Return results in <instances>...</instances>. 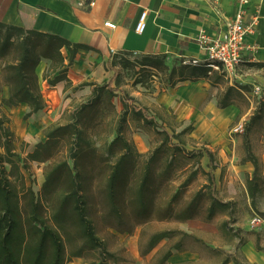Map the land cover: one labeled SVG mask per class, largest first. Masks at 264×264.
Segmentation results:
<instances>
[{
  "label": "crops",
  "instance_id": "1",
  "mask_svg": "<svg viewBox=\"0 0 264 264\" xmlns=\"http://www.w3.org/2000/svg\"><path fill=\"white\" fill-rule=\"evenodd\" d=\"M238 7L239 0H0V22L55 35L73 45L86 47L76 52L68 66L67 81L51 85L47 79L42 80L41 93L45 102L42 111L26 118L30 113L27 104L8 108L16 139L26 144L43 141L46 129L61 123L67 112L91 96L93 87L79 88L81 85L110 82L113 72L107 69L115 60L163 57L170 66L194 59L204 65L206 55L197 42L198 35L206 32L212 38L221 36L235 21ZM143 11L148 12L146 29L138 34L136 27ZM256 15H259L258 25L248 38V45L254 50L247 52L236 79L220 78L215 85L208 80L180 82L172 88H161L162 83L155 82L152 92L143 97L153 115L165 123L173 119L193 124L194 138L217 152L221 171L229 165L230 173L247 178L252 177L254 166L242 161L245 155L240 154L241 141L231 129L238 120L245 123L253 114L257 100L264 99V0H250L245 22L251 23ZM62 52L68 65L70 50L64 48ZM257 84L263 88L260 96L253 94ZM229 87L238 90L248 87L249 90L240 89L247 101L221 108L219 99ZM8 97L9 89L6 88L3 98ZM260 157L264 173V155ZM132 239V260L128 264H153L154 255L149 257V254L157 243L149 252H144L139 237ZM181 251L172 256L169 264H199L192 254L185 255L186 250ZM228 264H264V240L247 241L241 247L240 257Z\"/></svg>",
  "mask_w": 264,
  "mask_h": 264
},
{
  "label": "trees",
  "instance_id": "2",
  "mask_svg": "<svg viewBox=\"0 0 264 264\" xmlns=\"http://www.w3.org/2000/svg\"><path fill=\"white\" fill-rule=\"evenodd\" d=\"M64 48L69 49L71 53L68 65H66L62 52ZM79 49H86V47L73 45L55 35L38 33L0 22V78L2 79L0 92L3 88L9 89V97L3 98L2 104L8 108L27 104L30 107V113L26 115V118L42 111L45 108V102L36 72L38 65L42 59L52 62V70L58 74L53 79H48L51 85L63 80L67 81L68 66L73 62ZM261 66L263 65H257V67ZM119 68L123 72L130 73V78L136 86H149L153 77L159 75L162 76L161 83L165 84V88L175 87L180 82L199 80H208L215 85L219 83L220 78H224V75L211 72L205 65H178L176 63L170 66L163 57L141 60L122 58L117 63L113 61L108 65L107 70L113 72L110 82L102 85L91 83L79 87L92 86L91 96L65 114L69 115L66 124L53 125L46 129L47 141L39 146L43 148L58 143L65 136L71 138L70 157L75 161L78 170L79 160L87 151L99 152L93 142H87L88 129L83 126L84 121L91 120L87 114L100 109L107 114H113L116 124L103 141L104 153L101 155L106 158V165L109 168L107 187L108 197L112 204L116 201L117 181L123 173L126 162L133 157V146L125 139L123 132L128 117L132 115L147 126L159 127V118L151 114L148 107L137 105V100L130 96V92L123 85L124 76ZM243 88L249 90L248 87H240L241 90ZM240 89L229 87L220 97L219 106L226 108L238 103L236 98L243 97ZM120 90L125 97L122 100L123 111L118 114L113 98ZM239 122L238 120L232 128ZM261 123H264V99L258 101L253 114L244 124L243 131L245 156L242 161L250 162L254 166L253 175L246 182L248 198L253 211H260L259 205L264 199L263 162L250 145V135ZM171 130L172 134L167 130L164 131L165 141L154 150L150 161L154 162L166 146L169 148L167 152L171 160L162 175L170 173L172 160H195L198 170L207 176L205 186L207 191H197L180 207L175 205L179 192L175 193L165 209L167 218L179 222L191 220L199 215L203 200L208 202L206 209L208 220L217 213H229V216L233 217L236 203L232 200L224 201L217 194L216 172L220 165L216 153L207 146L188 151L182 139L187 129L180 133H176L174 129ZM174 139L178 141L174 142ZM83 142L87 143L83 145ZM0 148L6 152L0 153V264H67L68 248L62 236V230L65 228L62 222L69 215L68 212H73L77 216L85 236L93 247L106 254V246L97 236L94 224L89 218L86 195L83 193L85 179L80 172L78 171L77 175H71L67 183L61 182L60 175H46L43 191L39 195L31 187L27 188L24 183L19 185L17 180H12V175H5L4 165L11 161L7 158V146L0 145ZM137 156L140 155L137 154ZM205 158L208 160V171H205L201 165ZM38 159L34 157V160ZM145 175L144 181L147 182L151 173H145ZM190 175H197V173L193 172ZM189 181L190 179H187L179 187L188 185ZM169 182H173L172 176L169 177ZM130 202H138L139 211L147 215L149 202H153V199L141 187L132 196ZM260 214L262 216L260 218L264 221V211H260ZM164 234L156 237L157 242L166 237ZM107 260L105 257L102 261L90 264H107ZM229 261V259L225 260L222 264H228ZM114 263L118 262L114 261Z\"/></svg>",
  "mask_w": 264,
  "mask_h": 264
},
{
  "label": "rangeland",
  "instance_id": "3",
  "mask_svg": "<svg viewBox=\"0 0 264 264\" xmlns=\"http://www.w3.org/2000/svg\"><path fill=\"white\" fill-rule=\"evenodd\" d=\"M119 69L122 71L121 68ZM36 72L40 88L43 79L48 80L55 76L52 62L48 59L41 60ZM123 76V85L130 92V96L137 100V105L148 107L143 102V97L152 92L155 82L161 83L162 76L153 77L149 86H136L133 79L130 78V73L123 72ZM1 83L2 79L0 78V85ZM164 85L162 84L161 88ZM5 89L3 88L0 92V145L7 146V158L11 161L4 165L5 175H12V180H17L19 185L24 183L27 188L31 187L39 195L43 191L46 175H60L61 182L67 183L70 176L77 175L79 171L85 179L83 193L86 195L89 218L94 224L97 236L104 242L107 252L104 254L93 247L85 236L77 216L73 212H68L69 215L62 222L65 227L62 230V236L68 248L67 264H90L102 261L105 257L108 259L107 264L114 263V261L128 264L132 260L130 254V247L134 241L132 238H137V236L144 252H149L152 245L157 243L151 251L152 253L149 254V257L154 255L153 264H169L172 256L178 255L180 250H186L187 254L185 255L192 254L198 259L199 264H221L225 260L240 257L241 247L247 241L253 238L264 240V221L252 224L255 217L262 218L260 211H264V199L259 205L260 211H253L246 192L247 176L238 175L236 172L230 173L229 165L222 167V171L217 170L216 189L222 200H232L236 203L233 217H230L229 213H217L208 220L206 210L208 202L203 200V207L195 218L186 222L167 218L165 209L173 195L179 192L175 205L182 206L185 200H189L197 191H207L205 190L207 176L198 170L195 160L182 161L181 159L172 160L170 173L162 175L171 160L167 152L168 146L154 162L150 161L151 156L154 150L165 141L164 131L167 130L172 134L171 129H174L176 133L187 129L182 139L185 141V149L188 151L204 148L206 143L194 138L193 124L178 123L173 119L170 120V123H165L159 119V127L152 128L132 115L129 116L123 132L125 139L133 146V157L126 162L123 173L117 181L116 201L115 204H112L108 197L107 187L109 168L106 165V158L101 155L104 153L103 141L116 124L113 114H107L101 109L87 114L91 119L84 121L83 125L88 129L87 142H93L99 152L87 151L79 160L77 170L75 161L70 157L71 138L65 136L60 142L43 148L39 145L46 143V136L43 141L37 144H26L16 139L12 115L8 112V107L2 104ZM139 93L142 95L138 96ZM124 97L120 90L113 98L118 114L123 111L122 100ZM243 99L246 100L244 96L238 97L236 101L239 104H244ZM258 101L260 100H257V103ZM152 112L150 111L151 114H153ZM68 120L69 115H64L59 124H66ZM236 137L241 141L239 149L243 156L245 155V136L242 133ZM177 141L174 139V142ZM87 142H83V145ZM250 145L255 153L260 156L264 155V123L258 125L251 133ZM0 153L6 152L0 148ZM215 153L217 156V152ZM34 157L39 159L34 160ZM218 162L220 165L219 159ZM201 165L205 171L209 170L206 158ZM193 172H196L197 175H190ZM145 173H151L147 182L144 181ZM170 176L173 177V182H169ZM187 179H190L189 184L179 187ZM141 187L153 199V202H149L147 215L139 211L138 202H130L132 196ZM163 233L166 237L157 242L156 237Z\"/></svg>",
  "mask_w": 264,
  "mask_h": 264
},
{
  "label": "built area",
  "instance_id": "4",
  "mask_svg": "<svg viewBox=\"0 0 264 264\" xmlns=\"http://www.w3.org/2000/svg\"><path fill=\"white\" fill-rule=\"evenodd\" d=\"M249 2L250 0H239L236 19L227 26V29L221 36L212 38L206 32H201L197 38V42L206 55L204 65L207 66L211 72H218L230 81L238 77V68L245 60L247 52L249 50H254V47L248 45V38L256 30L259 22V15H256L251 23L245 22ZM147 17L148 12L143 11L136 27V32L138 34L144 33ZM106 26L116 28V25L111 23H106ZM184 64L197 66L202 63L194 59L186 61ZM262 91L263 88L261 85H254L253 94L255 96H260ZM244 124L245 123L242 121L237 123L231 129V133H243ZM261 220V218L255 217L254 220H252V224H258Z\"/></svg>",
  "mask_w": 264,
  "mask_h": 264
}]
</instances>
